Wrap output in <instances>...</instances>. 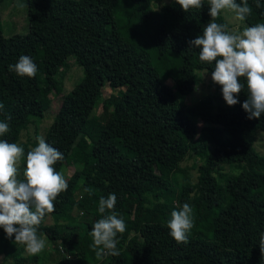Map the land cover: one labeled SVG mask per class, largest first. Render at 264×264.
I'll return each instance as SVG.
<instances>
[{
	"label": "trees",
	"instance_id": "16d2710c",
	"mask_svg": "<svg viewBox=\"0 0 264 264\" xmlns=\"http://www.w3.org/2000/svg\"><path fill=\"white\" fill-rule=\"evenodd\" d=\"M8 1L0 0V121L12 119L0 139L18 143L22 131L46 117L70 59L83 77L60 97L44 137L64 155L55 169H74L38 230L50 250L29 255L0 228V264H264L258 246L264 153L255 148L264 114L248 119L243 80L239 103L228 106L211 78L214 63L200 62V49L190 46L212 20L207 0L187 13L175 0L159 10L154 5L161 0H26L27 34L5 38L1 14ZM259 2L248 0L245 26L264 22ZM216 22L227 25L222 16ZM22 55L37 65L34 78L9 70ZM199 71L210 76L217 104L206 100L194 110L184 98L194 94ZM105 85L121 93L105 99L96 115ZM21 146L23 181L31 146ZM186 159L195 161V177L182 167ZM228 165L239 171L220 186ZM112 193L126 231L117 237L120 255L98 260L90 231L103 218L100 197ZM185 203L194 227L187 244H178L167 223Z\"/></svg>",
	"mask_w": 264,
	"mask_h": 264
},
{
	"label": "clouds",
	"instance_id": "9594fccd",
	"mask_svg": "<svg viewBox=\"0 0 264 264\" xmlns=\"http://www.w3.org/2000/svg\"><path fill=\"white\" fill-rule=\"evenodd\" d=\"M187 13L199 10L204 0H175ZM210 6L211 22L203 29V34L189 41L193 48H199V60L213 64L211 78L220 86L224 101L228 106L239 103L238 96L245 89L248 99L242 107L248 119H259L264 114V22L244 27L242 31L229 30L228 25L217 23L224 11L234 14L237 21H244L252 13L248 0H207ZM256 0V7H261ZM24 7L23 4L20 5ZM9 70L20 77L34 78L38 68L32 58L22 55ZM4 105L0 103V110ZM12 119L7 116V121ZM0 121V137L9 131V123ZM38 145L26 155L24 180L18 179V168L25 157V149L18 143L0 139V228L6 237H15L16 245H23L27 254L38 255L46 248V241L39 233L45 217L55 210V201L67 191L69 185L64 174L54 167L64 159L63 153L49 145L43 137H38ZM91 193V189H85ZM117 196L112 193L107 198L101 196L98 211L103 216L92 226L91 248L96 258L119 256L118 234L126 231V223L115 210ZM171 237L179 244H187L194 227L193 208L183 204L179 210L171 212L167 223ZM259 249L264 258V233L260 234Z\"/></svg>",
	"mask_w": 264,
	"mask_h": 264
},
{
	"label": "rangeland",
	"instance_id": "374dc122",
	"mask_svg": "<svg viewBox=\"0 0 264 264\" xmlns=\"http://www.w3.org/2000/svg\"><path fill=\"white\" fill-rule=\"evenodd\" d=\"M174 0H161L154 5L156 10H159L161 7L170 4ZM23 4L24 7L21 8L20 5ZM4 6V5H3ZM2 6V29L3 36L5 38H9L13 35L20 34L24 35L28 32L27 25V5L26 0H9L5 7ZM227 25L229 30L242 31L244 27H247L243 24L242 21H237L234 18V14L229 11H224L221 15ZM208 25V24H207ZM206 25V26H207ZM198 83L195 86V92L192 96L188 98H184V104L186 107L193 108L194 110L201 106L203 101H209L214 105L217 104V98L215 93V87L211 84L210 76L205 72H197ZM83 77L82 68H80L74 61V59H70L68 66L63 69L62 74L59 77L58 87L54 90V92L50 95L51 99V108L46 117L41 121L33 122L29 127L22 131L20 134V138L18 144L22 145L27 143L33 148L38 145V137H45V133L47 128L52 122L53 113L57 110L59 106L60 97L65 93L69 92ZM171 85L170 82H168ZM121 90H113L107 85L103 88V94L101 99L98 101L96 105V115H99L102 109V103L105 99L113 96H119ZM198 125L201 126V122H198ZM255 148L257 152L263 154L264 153V133H259L257 139L255 141ZM183 168H186L189 171V174L193 177L196 176V164L192 159H186L182 164ZM74 169L69 167L64 170L63 174L65 178H69ZM239 169L237 165H228L225 166L220 174L222 176L218 177V183L220 186L224 185L225 178L229 175H235L238 173ZM46 241V250H50V243L43 237ZM1 261V260H0Z\"/></svg>",
	"mask_w": 264,
	"mask_h": 264
}]
</instances>
